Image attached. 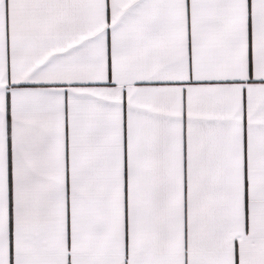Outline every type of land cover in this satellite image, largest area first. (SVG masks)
I'll return each mask as SVG.
<instances>
[{
	"label": "snow or ice",
	"instance_id": "1",
	"mask_svg": "<svg viewBox=\"0 0 264 264\" xmlns=\"http://www.w3.org/2000/svg\"><path fill=\"white\" fill-rule=\"evenodd\" d=\"M0 264H264V0H0Z\"/></svg>",
	"mask_w": 264,
	"mask_h": 264
}]
</instances>
